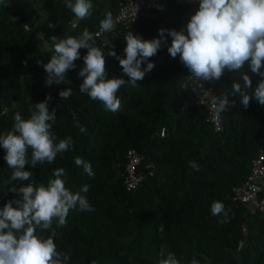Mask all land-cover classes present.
Returning <instances> with one entry per match:
<instances>
[{
	"label": "trees",
	"instance_id": "trees-1",
	"mask_svg": "<svg viewBox=\"0 0 264 264\" xmlns=\"http://www.w3.org/2000/svg\"><path fill=\"white\" fill-rule=\"evenodd\" d=\"M121 1L91 0V14L84 20H77L65 0H38L40 14L30 0H7L8 7L0 4V134L13 128L15 113L28 118L29 104L34 108V103L50 94L49 110L55 108L57 115L51 132L57 142L68 136L73 141L51 164L26 165L32 173L28 181L10 179L13 169L0 148V207L17 198L9 191L11 187L46 185L54 178V170L63 168L65 186L71 191L79 192L83 185H89V191L81 195L94 209H71L64 225L54 221L52 229L42 233L47 238L54 232L57 250L69 255L68 264H157L163 258L159 255L162 246L181 264H190L193 257L199 264H264V214L231 200V188L244 180L257 149L264 151V105L252 95L258 75L245 66L252 80V87L246 89L249 106L243 107L239 94L229 95L236 104L220 116L218 132L205 121L204 108L180 110L185 95L181 83L189 71L179 56H170L167 48L171 37L167 33V44L150 58L154 68L136 86L128 83L118 90V112L105 110L101 102L79 90L83 77L78 71L87 49H80L77 67L67 72L61 84L46 85L43 64L54 54L55 43L95 29L106 12L117 11ZM160 5L163 10L153 8L145 19L121 30L107 46L114 45L123 57L128 31L144 39L158 37L162 27L186 31L199 0H163ZM71 19L77 20L74 28L67 25ZM49 23L54 27H48ZM105 58L109 78L127 79L119 61L107 56V48ZM233 80L243 87L242 76L227 70L220 80H214L213 87L227 93ZM67 87L72 94L62 100L59 92ZM77 125L86 132H80ZM162 126L165 132L159 136ZM127 148L141 155V165L153 164L152 173L133 191L125 190L122 184ZM28 156L30 160L31 149ZM78 157L91 164L94 176L76 165ZM190 161L199 170L191 167ZM114 165L120 170L117 177L112 174ZM214 201L223 203L228 212L226 221L223 214H212ZM160 225L163 233L158 230ZM37 233L41 234V229Z\"/></svg>",
	"mask_w": 264,
	"mask_h": 264
},
{
	"label": "clouds",
	"instance_id": "clouds-1",
	"mask_svg": "<svg viewBox=\"0 0 264 264\" xmlns=\"http://www.w3.org/2000/svg\"><path fill=\"white\" fill-rule=\"evenodd\" d=\"M0 4L8 7L7 0ZM65 6L71 10L77 20H84L91 14V0H65ZM163 10L161 5H157ZM15 19V17H14ZM117 20L111 11L105 13L100 21L101 32H111ZM48 27H54L49 23ZM159 36L144 39L128 31L124 35L125 56H119L114 45L99 47L95 38L87 29L77 38L69 36L59 39L54 45V54L43 64L46 85L61 84L69 70L76 68L75 61L81 56L80 49H87L83 56V67L78 75L83 77L79 90L92 100L102 103L105 110L113 113L120 109L117 92L121 86L130 83L137 85L146 72L154 68L150 60L163 44H167L165 33L171 37L168 52L172 58L179 56L181 63L188 69L189 75L197 82L220 80L224 72L238 73L243 78L240 82L233 80L230 90L214 99L216 112L225 110L229 104L228 96L239 94L245 109L249 106L250 96L246 89L252 87V80L247 66L253 74L260 77L253 92V97L264 105V0H199L198 9L191 15L184 28L158 29ZM57 41V37H52ZM105 48L107 56L115 57L122 68L124 78H109L106 71ZM146 67L142 69V63ZM72 89L67 87L59 92L62 100L68 99ZM47 95L43 101L29 104L28 118H22L19 112L14 115L13 128L0 134V148L4 149V160L13 169L10 177L13 181H28L32 173L26 165L35 167L38 163L51 164L58 153L67 151L73 144L68 136L57 142L51 132L57 115L56 109L49 110ZM235 101H233V105ZM80 132L86 128L79 126ZM31 149L29 160L28 151ZM76 165L81 166L90 176H94L92 166L82 158H76ZM190 166L199 170L194 162ZM47 184L38 186L33 183L13 186L9 191L16 193L17 198L10 199L0 207V264H68L69 255L58 251L53 236L44 237L45 230H51L53 222L59 225L66 223L71 209L94 211L85 195L89 185L85 184L79 192H73L65 186V169L57 168ZM213 215L223 214L225 221L228 212L222 202L214 201L211 206ZM41 229V234L37 229ZM164 231L163 225L158 229ZM157 264H181L173 252H166L162 246ZM190 264H199L193 257Z\"/></svg>",
	"mask_w": 264,
	"mask_h": 264
},
{
	"label": "built area",
	"instance_id": "built-area-1",
	"mask_svg": "<svg viewBox=\"0 0 264 264\" xmlns=\"http://www.w3.org/2000/svg\"><path fill=\"white\" fill-rule=\"evenodd\" d=\"M163 0H122L118 4L117 11L113 14L115 24L111 32H101L100 25L89 31L95 38L99 47H104L113 40L121 30L129 29L132 25L145 19L150 10L160 5ZM70 28L77 25V20L67 21ZM213 81L197 82L187 75L181 83L185 92L180 103L181 111H188L194 106L205 109V121L213 131L221 130L220 116L231 111L235 106L233 99L228 98L229 104L223 112L217 113V105L214 99L220 97L223 91H216ZM164 127H160L159 136L164 135ZM153 171L151 162L141 165V155L133 148H127L124 153L123 169L121 171L122 184L127 191H133L143 180L144 176L150 175ZM232 202L241 203L259 214H264V151L258 148L250 160L249 170L244 180L231 188Z\"/></svg>",
	"mask_w": 264,
	"mask_h": 264
},
{
	"label": "rangeland",
	"instance_id": "rangeland-1",
	"mask_svg": "<svg viewBox=\"0 0 264 264\" xmlns=\"http://www.w3.org/2000/svg\"><path fill=\"white\" fill-rule=\"evenodd\" d=\"M30 3H31V7L35 10V12L37 14H40V11L38 10V0H30ZM14 105H16V103H14ZM113 176L114 177H117L120 175V170L117 168V166L114 165V168H113Z\"/></svg>",
	"mask_w": 264,
	"mask_h": 264
}]
</instances>
